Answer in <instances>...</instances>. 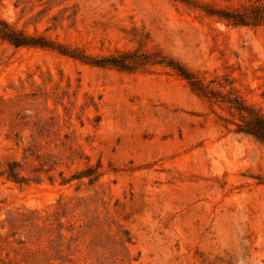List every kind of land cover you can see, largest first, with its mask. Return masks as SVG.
<instances>
[{"label": "rangeland", "instance_id": "374dc122", "mask_svg": "<svg viewBox=\"0 0 264 264\" xmlns=\"http://www.w3.org/2000/svg\"><path fill=\"white\" fill-rule=\"evenodd\" d=\"M255 1L0 0V20L54 44L0 32V264H264V142L234 107L264 116V18L216 13Z\"/></svg>", "mask_w": 264, "mask_h": 264}, {"label": "trees", "instance_id": "16d2710c", "mask_svg": "<svg viewBox=\"0 0 264 264\" xmlns=\"http://www.w3.org/2000/svg\"><path fill=\"white\" fill-rule=\"evenodd\" d=\"M216 13H219L223 19H226L235 25H247L251 22L257 23L264 18V1L257 0L239 8H228L220 10V12ZM0 32L5 39L9 40L16 46L54 47L53 42L25 34L2 20H0ZM57 47L61 53L84 60L90 64L96 66H113L126 71H133L137 65L143 62V59L147 60L145 53L140 52L139 50L112 53L99 57L90 56L80 50L66 48L63 45H58ZM156 62L164 63V65L174 69L179 75L186 79L195 90L201 92L202 94L209 95L210 93H214L202 79H200L194 72L189 70L182 63L173 59H160ZM234 107L239 111L242 118L241 122L237 124L236 131L252 135L258 140L264 142V116L253 112V110H249L246 106H243V104H234ZM17 165V163H10L9 170L2 173H6L7 178L21 183L25 181V178L19 175V172L16 169ZM92 171L93 167L90 166L87 169L72 175L71 177L62 176L61 184H66L72 179H82L84 177H89L90 182H93L98 178L99 173L95 174V172ZM61 237H63L62 234Z\"/></svg>", "mask_w": 264, "mask_h": 264}]
</instances>
